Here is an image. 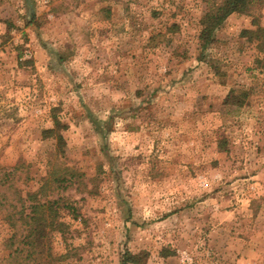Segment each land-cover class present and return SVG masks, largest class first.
Instances as JSON below:
<instances>
[{
	"label": "rangeland",
	"instance_id": "obj_1",
	"mask_svg": "<svg viewBox=\"0 0 264 264\" xmlns=\"http://www.w3.org/2000/svg\"><path fill=\"white\" fill-rule=\"evenodd\" d=\"M222 1L0 0V264H264V0L203 43Z\"/></svg>",
	"mask_w": 264,
	"mask_h": 264
},
{
	"label": "trees",
	"instance_id": "obj_2",
	"mask_svg": "<svg viewBox=\"0 0 264 264\" xmlns=\"http://www.w3.org/2000/svg\"><path fill=\"white\" fill-rule=\"evenodd\" d=\"M252 0H223L220 5L211 8L207 11V13L202 17L201 25L202 29L200 31V40L203 41V43H209L213 40V33L215 29L221 25L224 20L233 12H244L249 7ZM54 128H49L44 130V134L46 135H56V138L59 142V146L63 147L65 140L61 133H59L57 130L59 128H62V124L59 120L56 118L54 119ZM57 133V134H56ZM42 206H45L42 204ZM34 211V214L30 217L33 222H41L44 221L45 218L43 216L37 215L38 213ZM24 222L27 224H30L28 221V216L23 218ZM32 234L26 235V238L30 237L29 240L26 241L29 245H32L33 239H35V242H37L36 237H31ZM25 238V239H26ZM136 258L135 256H128L126 258V261H134Z\"/></svg>",
	"mask_w": 264,
	"mask_h": 264
}]
</instances>
